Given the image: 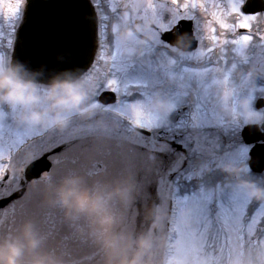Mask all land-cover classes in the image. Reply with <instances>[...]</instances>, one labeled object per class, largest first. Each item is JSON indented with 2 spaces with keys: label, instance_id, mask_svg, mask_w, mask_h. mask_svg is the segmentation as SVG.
<instances>
[{
  "label": "snow or ice",
  "instance_id": "obj_1",
  "mask_svg": "<svg viewBox=\"0 0 264 264\" xmlns=\"http://www.w3.org/2000/svg\"><path fill=\"white\" fill-rule=\"evenodd\" d=\"M249 3L250 0H142L131 18L143 20L155 16L163 21V26L158 22L149 29L154 33L151 48L171 52L177 33L187 31L193 36L191 47L177 54L178 62L173 68L186 76L189 86L197 90L196 102L182 103L173 113L161 117L150 110L147 99L133 98L136 94L144 95L131 91L137 84L124 82L113 74L117 69L134 65L121 55L122 43L109 34L102 12L118 14L122 7L131 8L129 0H88L95 17L90 22L91 52L83 64L76 62L87 68L89 79L102 64L108 65L97 84V93L108 90L116 94L115 107H111L121 116L127 130L134 133L128 152L139 166L138 171L147 177L152 191L159 190L161 195H166L173 207L193 204L195 226L192 229L178 226L169 237L176 243L174 251L189 264H221L233 255L264 248V203L228 192L218 198H206L196 190L190 176L192 160L203 155L208 144L219 150L238 149L234 156L255 153L256 144L250 149L247 144L242 145L235 132L216 118L212 92L217 62H223L227 69L230 51L249 54L250 62L264 59V10H246ZM29 7V0H0V63L6 56L16 55V36L27 21ZM202 73L206 74L204 80L199 79ZM230 82V71L219 78L223 87ZM242 135L250 142L249 136L254 137L255 132L244 129ZM36 138L42 140L44 133L36 128L17 127L11 117L0 118V188L17 182L6 195H0V229L10 231L15 226L18 204L23 198L20 189L33 180L28 174L14 175L10 170L11 161ZM260 146L264 147V140ZM68 147L57 142L44 160ZM47 167L45 163L44 168ZM35 175L43 179L48 173L41 170ZM189 184L191 190L185 189L186 194H181L182 185ZM50 227L63 231L62 225L53 223Z\"/></svg>",
  "mask_w": 264,
  "mask_h": 264
},
{
  "label": "rangeland",
  "instance_id": "obj_2",
  "mask_svg": "<svg viewBox=\"0 0 264 264\" xmlns=\"http://www.w3.org/2000/svg\"><path fill=\"white\" fill-rule=\"evenodd\" d=\"M121 37H124L127 42L121 47V55L134 66L117 69L113 74L124 82L138 85L137 88L131 89V91L144 94L143 96L134 95L137 101L147 99L150 110L161 117L171 113L173 102L174 104L176 102L174 108L185 102H196L197 90L189 86L186 76H182L174 68H169V56L164 55L161 50L151 48L153 38L133 39L126 32ZM165 60H169L168 65L164 63ZM107 67L108 65L102 64L93 78L89 79L87 73H84L83 78L77 80L87 94V107L84 108L83 113L79 110L71 111L62 126L50 120L42 123H25L20 119L22 109L11 108L10 111L0 109V118L11 117L17 127L36 128L39 131L46 126L49 129L54 128L49 136L51 146L57 142L66 143L69 146L56 155V164L48 172L46 178L33 181L27 187L25 197L18 204V220L7 234H13L11 231H15V228L20 232L22 225L30 221L41 240L40 250L51 254L59 261V264H108V254L102 237L117 234L126 241L134 243L141 236L147 235L152 240V248L146 256L149 264H189L185 257L174 251L176 243L169 237L178 226L186 229H192L195 226L196 217L193 204L172 206L171 209L167 207V196L161 195L159 190L152 191L149 184L144 183L143 176L145 175L138 171L139 166L128 152L134 133L127 130L121 116L112 109L111 105L115 107V103L103 106L98 101H92V97L95 94L98 95L97 84L103 79ZM158 67L166 77L170 75L173 77V72L176 76L177 73L176 85H174L173 77V85L167 90V94L163 93L165 87L156 88ZM260 69H264V66L262 65ZM205 75L200 74L199 79L204 80ZM221 75L219 76L215 68L212 77L214 81L212 92L216 118L220 120L222 116L227 117L232 122V126H229L230 123H225L224 126L229 130L236 129L235 135L240 141L239 130L245 126L246 122L249 124L246 113L254 108V100L250 99L247 93L243 94L235 89L238 88L235 81L227 87L221 86L219 83ZM249 89L254 92L255 88ZM175 92L178 100L174 98ZM173 99L175 100L172 102ZM180 100L183 102L181 103ZM123 141L126 143L123 144ZM241 144H244L242 140ZM247 147L250 149L251 145L247 144ZM203 151V155L197 156L198 160H192L191 172L196 168L204 171L207 169L206 166L210 169H225V165L248 166L249 155H233L238 149L219 150L212 144H208ZM24 156H20L17 162L23 161ZM11 171L17 176L19 170L16 168ZM262 174L263 176H257L259 183L264 182V173ZM229 175L230 172L227 171L226 176H223L225 179L223 182H218V177H212L213 183L195 186L196 190L209 199L218 198L228 192L256 202V199L248 195L237 180L230 181ZM244 175L251 178L250 169ZM67 176L78 178V187L88 202V207L69 208L59 199L50 196V185L53 182L60 183ZM252 179L256 180L255 176ZM16 183L12 181L6 187L0 188V195L7 194L16 186ZM191 188L190 184L182 185L181 194H186L185 189L191 190ZM117 189H122L123 193ZM142 192L159 196L161 219L157 222L159 225L156 231L152 227L151 230H144L146 218L153 212V204L155 203V207L157 205L155 198L154 202L149 201L142 205L140 202ZM94 199L99 201L101 205L99 209L91 207V201ZM257 202L264 203V201ZM138 208L145 220L140 224L144 225L143 227L136 224ZM170 210H172L171 215L168 212ZM167 215H169L168 222H166ZM127 216L132 220L126 225L125 231L124 220ZM53 223L62 225L63 231L52 229L50 225ZM4 236L5 234L0 235V238ZM69 241L75 243L70 244ZM221 264H264V248H254L251 251H245L240 256L233 255L231 258L222 260Z\"/></svg>",
  "mask_w": 264,
  "mask_h": 264
},
{
  "label": "clouds",
  "instance_id": "obj_3",
  "mask_svg": "<svg viewBox=\"0 0 264 264\" xmlns=\"http://www.w3.org/2000/svg\"><path fill=\"white\" fill-rule=\"evenodd\" d=\"M86 101L87 94L77 80L56 77L46 86H42L23 64L0 63V103L20 107L23 110L20 119L25 123L50 120L62 126L71 111L79 110L83 113L87 107ZM246 115L250 122L259 126L260 109H249ZM225 169L236 175L237 183L248 195L264 201V184L244 175L250 165H225ZM78 182V178L74 176L64 177L58 184L53 182L50 185V196L59 199L69 208L84 209L89 205L78 187ZM117 191L123 193L122 189ZM91 207L99 209L101 205L94 199ZM102 239L108 254V264H149L146 259L152 248L149 236H141L134 243L117 234L104 236ZM40 245L41 240L33 224L30 221L25 222L19 234L0 238V264H59L51 254L41 251Z\"/></svg>",
  "mask_w": 264,
  "mask_h": 264
},
{
  "label": "flooded vegetation",
  "instance_id": "obj_4",
  "mask_svg": "<svg viewBox=\"0 0 264 264\" xmlns=\"http://www.w3.org/2000/svg\"><path fill=\"white\" fill-rule=\"evenodd\" d=\"M250 1L251 2L249 3V5L246 6V10H249V11L264 10V0H250ZM93 2H95V0H93ZM141 2H142V0H129V3L131 4V8L122 7L118 14H113L111 12H107L106 10L104 12H102V15L106 16L105 22L108 25L109 34L111 36L117 37L118 39L120 38V41H123L122 45L127 43L125 38L121 37L124 32L128 33L133 39L134 38H139V39H143V40L152 39V38L154 39V33H153V31H149V29H151L152 26L158 22L161 23V25L163 26V21H158L155 16H150L147 19H143V20L139 19V18L133 20L131 18L132 15H134L135 11L140 6ZM16 41H17V36H16ZM192 42H193V36L189 32L185 31L183 33H177L175 40L172 42V45H171V52H166L164 49H158L159 51L161 50L164 55L170 57V62H169V60H165L164 63H166V65H168V62H169V68L170 69L173 68V64L177 61V54L182 53V52H187V50L191 47ZM104 43L107 45V42H104ZM12 58H13V55L6 56L4 63L11 64ZM228 58H229V64H228L227 69L225 68L223 62H217V66L215 68H217L219 76L221 74H226V72L230 71L231 82L235 81V84L239 88V89L238 88H235V89L239 90L243 94L247 93V96L250 97V99L254 100L253 101L254 108L260 109V111H261V115L259 117V126H262V124L264 123V104L261 107H258L257 104L260 101L264 103V89H263L264 88V69H262V70L260 69L262 67V65L264 66V59L252 60L250 62L249 54L241 53V52H232V51L229 52ZM213 60L216 61V58L213 57ZM158 69H159V71H158ZM85 73H87V72H85ZM156 74H157V79H158V81L155 84L156 88L158 89V87L159 88L165 87V89L163 90L164 91L163 93L167 94L168 93L167 90L173 85V77H174V82H175L174 85H176V78L178 79L177 73H176V76H175V72H173V74H174L173 77L171 75L169 77H166L165 73L162 74L161 69L158 67L156 69ZM80 78H83V77L81 76ZM41 85L46 86L47 84L41 83ZM249 88H255V89H253L254 92L249 91L250 90ZM174 95H175L174 98L176 100H178V98H176V92L174 93ZM98 96L99 95L95 94L94 97H92V101H94V102L98 101ZM175 99H173L172 102ZM180 102L182 103L183 101L180 100ZM175 104H176V102H175ZM175 104L173 102L174 106H175ZM174 106L171 107V113H173L178 108V107L174 108ZM11 108H15L16 110L21 109L20 107L16 108V107L10 106L6 103H0V109H2V110H5V111L9 110L10 111ZM217 119H218V117H217ZM220 121H222L223 125L225 123H230L229 124V126H230L232 123L227 117H223V116H222V118H220ZM246 124H248V122H246L245 125ZM249 124H256L257 125V123H255V122H249ZM230 131H234L235 134L237 132L236 129L235 130L231 129ZM40 132L44 133V138L42 140L40 138H36V140L34 142H29L28 145H25L23 148H21V150L18 153H16L14 155L13 160L11 161L10 170L18 168L19 171L17 173V177H23L25 175V169L27 168V166L31 162L38 160L41 157L45 156L48 153L49 149L54 146V145L51 146V143L49 142L50 132H49L48 126L43 127ZM241 133H242V129L239 130V135H238L240 138V143L242 140ZM261 140L262 139L254 142L253 144H257ZM125 143L126 142L123 141V144H125ZM161 147H165V146L162 145ZM61 151H62V149L60 151H57L54 155L49 156L48 160L51 162V166H50L49 171L56 164L55 163L56 162L55 158H57L56 155L61 153ZM26 153H27V155H26ZM24 155H26V156H24ZM20 156H24L23 161L17 162V159ZM195 159L198 160L197 157ZM212 162H214V161L212 160ZM201 166H202V164H201ZM205 168H207V169L204 171L203 170L200 171V168H196V169H193L192 172H190V176H191L195 186L207 185V184L213 183L212 177H218V180H217L218 182H223L225 180L223 178V176H226V174H227V171H225V169H223V168L210 169L207 166ZM49 171H47V173ZM217 171H219V172H217ZM193 173H195V174H193ZM233 175L235 177H232V178H234V179L237 178L234 173H233ZM143 177H144V183L148 184L147 177L146 176H143ZM39 180H41V179L33 178L32 182L33 181H39ZM30 183L31 182L24 183L23 186L21 187L20 191H21L23 197H25L27 187L30 185ZM158 197L159 196L157 194L150 195L149 193H144V192H142L140 195V202L142 205H144L145 202H149V201L154 202V198H155L156 205H157V207H155L154 206L155 203L153 204V212L152 213L150 212L151 215L148 218H146L147 222H146V225L144 228V230H146V231L151 230V227L154 231H156L158 228L159 224H157V222L160 221V219H161V212H160L161 211V208H160L161 205H160V202L158 200L159 199ZM167 207L168 208L170 207L169 199H168ZM168 212H170V211H168ZM137 213H138V216L136 219V224L140 225V224L144 223L145 220L143 218L141 210L139 211V208L137 210ZM128 216L124 220V230L125 231H126V229H125L126 225H128L130 223V221L132 220L131 217L129 218ZM167 217H168V215L166 216V222H168ZM140 226H142V225H140ZM8 232H9V230H7V229H0V235H4V234L8 235L7 234ZM11 232H13V234H19L17 228H15V231L12 230Z\"/></svg>",
  "mask_w": 264,
  "mask_h": 264
},
{
  "label": "water",
  "instance_id": "obj_5",
  "mask_svg": "<svg viewBox=\"0 0 264 264\" xmlns=\"http://www.w3.org/2000/svg\"><path fill=\"white\" fill-rule=\"evenodd\" d=\"M29 4L27 21L17 33L16 55H13L12 63L23 64L40 83L48 84L56 77L76 80L87 70L76 61L83 64L91 52L90 22L95 17L88 0H29ZM99 100L104 104L112 103L116 94L103 91ZM263 104L260 101L257 106ZM244 129L255 132L254 137L249 136L250 142L245 141L242 135L246 143L264 140V123L262 126L249 124ZM256 145L249 165L252 170L261 172L264 170V147L260 142ZM44 157L31 162L25 169V175L33 179L37 172L48 171L51 162L45 161ZM45 163L47 168H44Z\"/></svg>",
  "mask_w": 264,
  "mask_h": 264
}]
</instances>
